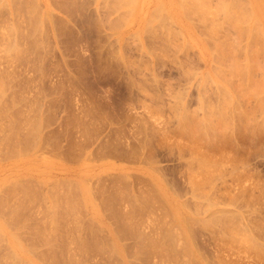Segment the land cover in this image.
I'll return each mask as SVG.
<instances>
[{
  "label": "rangeland",
  "instance_id": "1",
  "mask_svg": "<svg viewBox=\"0 0 264 264\" xmlns=\"http://www.w3.org/2000/svg\"><path fill=\"white\" fill-rule=\"evenodd\" d=\"M179 2L0 0V264H264V0Z\"/></svg>",
  "mask_w": 264,
  "mask_h": 264
},
{
  "label": "bare ground",
  "instance_id": "2",
  "mask_svg": "<svg viewBox=\"0 0 264 264\" xmlns=\"http://www.w3.org/2000/svg\"><path fill=\"white\" fill-rule=\"evenodd\" d=\"M180 1H181V3H180V2H179V3H180V5L182 6V2H185V1H188V0H180ZM124 5H125V4H124ZM180 5H179V7H180ZM186 5H187V4H186ZM126 6H127V5H126ZM188 6H189V5H188ZM219 6H220V5H219ZM224 6H225V5H224ZM229 6H230V5H229ZM119 7H120V6H119ZM121 7H122V6H121ZM203 7H204V6H203ZM221 7H222V6H221ZM186 8H187V6H186ZM160 9H161V8H160ZM200 9H201V7H200ZM200 9H199V10H200ZM202 9H203V8H202ZM202 9H201V10H202ZM222 9H223V8H222ZM225 9H226V8H224V10H225ZM231 9H232V8H231ZM220 10H221V9H220ZM225 11H226V10H225ZM225 11H224V12H225ZM235 11H236V10H235ZM201 12H203V10H202ZM229 12H230V11H229ZM237 12H238V11H237ZM226 13H228V10H227ZM231 13H232V12H231ZM33 14H34V13H33ZM225 15H226V14H225ZM227 15H228V14H227ZM231 15H232V14H231ZM252 15H253V14H252ZM228 17H229V16H228ZM232 18H233V17H232ZM235 18H236V17H235ZM235 18H234V19H235ZM237 18H238V14H237ZM225 19H226V18H225ZM242 19H243V18H242ZM242 19H241V21H242ZM35 21H36V20H35ZM35 21H34V22H35ZM226 21H227V20H226ZM229 21H231V20L229 19ZM229 21H228V22H229ZM236 21H237V20H236ZM241 21H240V22H241ZM30 22H31V21H30ZM240 22H239V23H240ZM253 22H254V21H253ZM253 22H252V23H253ZM41 23H42V22H41ZM255 23H256V22H255ZM235 24H236V23H235ZM237 24H238V23H237ZM237 24H236V25H237ZM240 24H241V23H240ZM257 25H258V24H257ZM257 25H256V26H257ZM215 29H217V28H215ZM234 29H235V28H234ZM254 30H255V29L253 28V31H254ZM238 32H239V31H238ZM245 32H246V31H245ZM241 34H242V33H241ZM246 34H247V33H246ZM255 40H256V39H255ZM216 44H217V43H216ZM215 49H216V48H215ZM220 51L222 52V50H220ZM214 52H215V50H214ZM252 54H253V53H252ZM223 55H224V54H223ZM213 56H214V55H213ZM226 56H227V55H226ZM217 59H218V58H217ZM230 60H231V59H230ZM221 61H223V60H221ZM221 61H220V63H221ZM225 62H226V61H225ZM234 63H235V62H234ZM222 64H223V63H222ZM225 64H226V63H224V65H225ZM237 65L239 66V64H237ZM234 67H235V66H234ZM229 69H231V68H229ZM231 71H233V70H231ZM226 73H230V72H226ZM231 73H232V72H231ZM235 74H236V73H235ZM230 75H231V74H230ZM244 76H245V74H244ZM258 85H259V84H258ZM260 89H261V87H260ZM221 90H222V89H221ZM238 90H239V89H238ZM236 92H237V91H236ZM177 102H178V101H177ZM184 114H186V113H184ZM178 116H179V115H178ZM182 116H183V115H182ZM188 116H189V114H188ZM185 117H186V116H184V118H185ZM191 117H192V119H193V116H191ZM189 118H190V117H189ZM178 119H179V117H178ZM182 119H183V118H182ZM187 119H188V118H187ZM183 120H184V119H183ZM189 120H190V119H189ZM180 121H181V120H180ZM188 122H191V121H188ZM209 122H210V121H209ZM179 123H180V122H179ZM184 123H185V122H184ZM192 123H194V122H192ZM200 123H201V122H200ZM205 123H206V122H205ZM213 123H214V122H213ZM182 124H183V122H182ZM187 124H188V123H187ZM194 124H195V123H194ZM209 124H210V123H209ZM178 125H179V124H178ZM195 125H196V124H195ZM198 125H199V124H198ZM198 125H197V126H198ZM200 125H201V124H200ZM205 125H207V123H206ZM214 125H215V124H214ZM197 126H196V127H197ZM207 126H208V125H207ZM182 127H184V126L182 125ZM200 127H201V126H200ZM216 127H217V126H216ZM216 127H215V128H216ZM180 128H181V127H180ZM201 128L204 129V128H206V127H201ZM188 129H189V128H188ZM193 129H195V128H193ZM208 129H209V128H208ZM212 129H213V127H212ZM221 129H222V128H221ZM195 130H197V129H195ZM198 130H200V129H198ZM205 130H206V129H204V131H205ZM215 130H216V129H215ZM217 130H218V129H217ZM224 130H225V129H224ZM224 130H222V131H223L222 134L224 133ZM186 131H187V130H186ZM204 131H203V132H204ZM207 131H209V130H207ZM180 132H181V131H180ZM182 132H183V131H182ZM188 132H189V131H188ZM191 132H192V131H191ZM191 132H190V133H191ZM193 132H194V131H193ZM195 132H196V131H195ZM195 132H194V133H195ZM199 132H201V131H199ZM211 132H213V130H212ZM220 132H221V131H220ZM225 132H226V131H225ZM162 133H165V132H162ZM205 133H207V132H205ZM182 134H183V133H182ZM195 134H196V133H195ZM216 134H217V133H216ZM163 135H164V134H163ZM183 135H185V134H183ZM187 135H188V134H187ZM193 135H194V134H193ZM210 135H211V134H210ZM212 135H213V134H212ZM217 135L219 136V134H217ZM220 135H221V134H220ZM223 135H224V134H223ZM223 135H222V136H223ZM165 136H166V135H165ZM165 136H164V137H165ZM190 136H191V135H190ZM202 136H203V135H202ZM204 136H205V135H204ZM218 136H216V137H218ZM195 137H198V136H195ZM206 137H207V136H206ZM226 137H227V136H226ZM226 137H225V138H226ZM189 138H190V137H188V139H189ZM207 138H208V137H207ZM227 139H228V138H227ZM197 140L199 141L200 139H197ZM202 140H203V138H202ZM211 140H212V139H211ZM196 142H197V141H196ZM213 142L215 143L216 141H213ZM208 143H209V142H208ZM210 143H211V142H210ZM191 144H192V143H191ZM188 145H189V144H188ZM193 145H194V144H193ZM213 146H214V145H213ZM212 148H213V147H212ZM194 149L196 150L195 147H194ZM197 150H198V149H197ZM193 152H194V151H193ZM196 153H197V152H196ZM196 156H197V155H196ZM200 157H201V156H200ZM202 159H203V157H202ZM202 159L200 158L199 160H202ZM199 162H200V163H199V165H200V164H201V161H199ZM204 162H205V161H204ZM202 164H204V163H202ZM206 164H209V161H208V163L205 162L204 165H206ZM217 165H218V164H217ZM200 166H201V165H200ZM198 168H199V167H198ZM199 169H200V168H199ZM203 176H204V175H203ZM206 177H207V176H206ZM205 180H206V179H205ZM200 183H201V182H200ZM200 183H199V184H200ZM194 185H195V184H194ZM150 198H151V197H150ZM141 199H142V198H141ZM147 199H148V198H147ZM228 199H229V198H228ZM144 200H145V199H144ZM148 200H149V199H148ZM232 200H233V199H232ZM234 200H235V199H234ZM240 200H241V199H240ZM139 201H140V200H139ZM142 202H143V201H142ZM240 204H241V203H240ZM138 205H139V204H138ZM146 205H147V204H146ZM243 206H244V205H243ZM244 212H245V211H244ZM250 212H251V211H250ZM254 213H255V212H254ZM232 214L235 215L233 220H234V221H235V220L237 221V225H236V226H237L241 231H243L244 233H245V232L248 233V231L250 230V228L252 229V225L250 224V221H249L247 218L245 219V217H243L241 214H236V213H232ZM121 217H122V216H121ZM126 217L128 218L129 215H128V216L126 215L125 218L122 217L123 220L126 219ZM131 217H132V216H131ZM224 217H225V216H224ZM231 217H232V215L230 216V219H231ZM122 218H120V221H121ZM129 219H130V218H129ZM226 219H228V218H226ZM249 219H250V218H249ZM46 220H47V219H46ZM55 220H56V219H55ZM55 220H54V221H55ZM219 220H220V219H219ZM231 220H232V219H231ZM233 220H232V221H233ZM124 221H125V220H124ZM126 221H128V223H130V222H129L130 220H127V219H126ZM131 221H132V222H135V221H133V219H132ZM223 222H224V221H223ZM253 222H254V221H253ZM50 223H52V222H50ZM50 223H49V224H50ZM120 223H121V222H120ZM122 223L124 224V222H122ZM128 223H127V222L125 223L126 226L129 225ZM52 224H55V223H52ZM231 224H232V223H231ZM235 224H236V223H235ZM131 225H132V223H131ZM131 225H129V227L127 226L128 229L132 227ZM133 225H134V224H133ZM135 225H136V224H135ZM135 225H134V226H135ZM50 226H51V225H50ZM54 226H55V225H54ZM119 226L121 227V224H120ZM130 226H131V227H130ZM236 226H235V227H236ZM253 226H254V225H253ZM64 227H65V226H64ZM122 227H123V226H122ZM122 227H121V229H122ZM232 227H233V226H232ZM256 227H257V225H256ZM46 228H47V227H46ZM51 228H52V227H51ZM51 228H50V229H51ZM132 228H133V227H132ZM134 228H135V227H134ZM33 229H34V228H33ZM38 229H40V228H37V230H38ZM47 229H48V228H47ZM65 229H66V228H65ZM125 229H126V228H125ZM233 229H234V228H233ZM254 229H255V227H254L252 230H254ZM40 230H41V229H40ZM43 230H44V229H43ZM52 230H53V229H52ZM78 230H79V229H78ZM122 230H124V228H123ZM131 230H132V229H131ZM252 230H250V232H251ZM35 231H36V229H35ZM46 231H47V230H46ZM71 231H72V230H71ZM79 231H80V230H79ZM133 231H134V229H133ZM238 231H239V230H238ZM261 231H262V230H261ZM33 232H34V231H33ZM36 232H37V231H36ZM39 232H40V231H39ZM49 232L52 233L51 230H50ZM57 232H58V231H57ZM72 232H73V231H72ZM76 232H78V231H76ZM50 233H48L47 237L50 236ZM53 233H55V234L59 237V235L55 232V228H54ZM53 233H52V234H53ZM74 233H75V231H74ZM74 233H73V235H76V234H74ZM232 233H233V232H232ZM14 234H15V233H14ZM16 234H17V232H16ZM38 234H39V233H38ZM44 234H45V233H44ZM44 234H43V236H44ZM80 234H81V233H80ZM121 234H122V231H121L120 229L111 232V233H110L111 241L114 242V243L117 242V241L121 238ZM0 235H1V234H0ZM45 235H46V234H45ZM53 235H54V234H53ZM53 235H52V236H53ZM78 235H79V234H78ZM157 235H158V234H157ZM164 235H166V234H164ZM170 235H171V234H170ZM170 235H169V236H170ZM1 236H3V235H1ZM32 236H33V234H32ZM37 236H38V235H36L35 238H36ZM40 236H42L41 233H40ZM57 236H56V237H57ZM12 237H13V236H11V239H12ZM33 237H34V236H33ZM53 237H55V236H53ZM56 237H55V238H56ZM35 238H34V239H35ZM41 238H42V237H41ZM50 238H51V237H50ZM50 238H49V239H50ZM59 238H60V237H59ZM162 238H164V237H162ZM169 238H170V237H168V238H164V239L166 240V239H169ZM261 238H262V237H261ZM14 239H15V237H13V241H14ZM32 239H33V238H32ZM34 239H33V240H34ZM43 239H45V238H43ZM47 239H48V238H47ZM52 239H53V238H52ZM52 239H51L50 241H52ZM74 239L77 240V239H78L77 236H76V238H74ZM74 239H73V240H74ZM81 239H82V238H81ZM81 239H78V240H81ZM142 239H143V238H142ZM159 239L161 240V237H159ZM171 239H172V238H171ZM33 240H32V241H33ZM38 240H39V239H38ZM45 240H46V239H45ZM71 240H72V238H71ZM73 240H72V241H73ZM116 240H117V241H116ZM144 240H147V241H148V243H147V242H145V243H146L147 245L150 246V249H151V250H152L153 247H155V249L157 250L158 248H156V247H158V246L160 247V245L163 244L162 242L159 243V240H158L157 238H155L154 235H153L151 238H144ZM144 240H143V242H144ZM16 241L18 242V239H16ZM34 241H36V239H35ZM41 241H42V240H41ZM43 241H44V240H43ZM53 241H54V243H55L56 240L54 239ZM163 241H164V240H163ZM8 242H9V241H8ZM38 242H39V241H38ZM45 242L47 243V240H46ZM59 242H60V241H59ZM77 242H78V241H77ZM80 242H81V241H80ZM80 242H78V244H80ZM143 242H142V243H143ZM165 242H166V241H165ZM35 243H37V242H35ZM35 243H34V244H35ZM46 243H45V244H46ZM74 243H76V241H74ZM74 243H73V244H74ZM138 243H139V242H138ZM171 243H172V241H171ZM16 244H20V243L18 242V243H16ZM16 244H15L14 242L12 243V247H13V249H12L10 243H8L7 246H9V247L12 249V251L14 252V255H16V257L13 255V252H12V256L15 257L16 260H17V256H18V252H19V250H18V251H16V250L19 249V248H21V250H22V247H20L19 245L17 246ZM32 244H33V243H32ZM40 244H41V243H40ZM52 244H53V242H52ZM52 244H51V247H52ZM57 244H58V243H57ZM76 244H77V243H76ZM83 244H84V241H83ZM85 244H87V243L85 242ZM139 244H141V241H140ZM143 244H144V243H143ZM165 244H166V243H165ZM173 244H174V242H173ZM41 245L44 246V244H41ZM47 245H48V244H47ZM58 245H59V244H58ZM166 245H168V244H166ZM171 245H172V244H170V246H171ZM27 246H28V245H27ZM33 246H34V245H33ZM33 246L31 247V250L33 249ZM39 246H40V245H39ZM48 246H49V248H50V243H49ZM53 246H54V244H53ZM76 246H78V245H76ZM83 246H84V245H83ZM111 246H112V245H110V248H112V251H113L114 255H116V254L119 255V253H118V251H117V248H116V250L114 251L113 249H114L115 247H114V246L111 247ZM136 246H138V245H136ZM142 246H143V250H145V247L148 248V250H149V247H148V246H144V245H142ZM161 246H162V245H161ZM217 246H218V245H217ZM261 246H262V245H261ZM261 246L259 245L258 248L261 247ZM9 247H8V248H9ZM14 247H15V249H14ZM46 247H47V246H46ZM62 247H63V245H62ZM78 247H79V246H78ZM85 247H87V246L85 245ZM91 247H92V246H91ZM138 247H141V246H138ZM166 247H167V246H166ZM166 247L164 246V248H166ZM168 247H169V245H168ZM172 247H173V246H171L170 248H172ZM223 247H225V246L222 245L221 248H220V246H219V249H220V250H219V251L216 250L215 259H217V260H243V258L239 255L238 252H237L238 254H236V253H234L233 249L231 250V248L228 249L227 247H225V248H226V250H225V249H223ZM254 247H255V246H254ZM10 248H9L8 252H11ZM23 248H25V247H23ZM44 248H45V247H44ZM47 248H48V247H47ZM47 248H46V249H47ZM49 248H48V249H49ZM54 248H55V247H54ZM54 248H53V249H54ZM79 248H80V247H79ZM81 248H82V247H81ZM87 248H90V247H87ZM87 248L84 250V247H83V250H81V251H85V252H87V250H88ZM107 248H108V247H107ZM141 248H142V247H141ZM160 248H163V247H160ZM160 248L158 249V251L162 252L163 249L160 250ZM29 249H30V248H29ZM34 249H35V247H34ZM94 249H95V248H94ZM168 249H169V248H168ZM261 249H263V248H261ZM261 249H258V251H260ZM23 250H24V249H23ZM25 250H26V248H25ZM42 250H43V249H42ZM42 250H41V251H42ZM61 250H62V249H61ZM69 250H70V249H69ZM108 250H109V249H108ZM110 250H111V249H110ZM148 250H147V251H148ZM171 250H172V249H171ZM28 251H29V250H27V252H28ZM50 251H51V250H50ZM52 251H53V250H52ZM77 251H78V250H77ZM81 251H80V249H79V252H81ZM112 251H111V253H112ZM137 251H138V250H137ZM137 251H134V252L136 253ZM140 251H141V250H140ZM140 251H139V252H140ZM147 251H144V252L147 253ZM153 251H154V249H153ZM158 251H156V252H158ZM173 251H174V250H173ZM187 251H189V250H187ZM187 251H186V252H187ZM25 252H26V251H25ZM27 252H26V254H27ZM29 252H31V251H29ZM44 252H45V251H44ZM47 252H48V251H47ZM139 252H138V253H139ZM142 252H143V251H142ZM156 252H155V253H156ZM163 252H166V253H167V250H165V251H163ZM42 253H43V251H42ZM55 253H56V252H54L52 255H55ZM81 253H82V252H81ZM109 253H110V252H109ZM135 253H133V254L135 255ZM169 253H170V252H169ZM224 253H227V255H226V256H223ZM22 254H25V253L22 251ZM32 254H33V252H31V255H32ZM43 254H44V253H43ZM82 254H84V253H82ZM136 254H137V253H136ZM139 254H141V252H140ZM142 254H144V253H142ZM150 254H151V253H150ZM152 254H153V253H152ZM152 254H151V255H152ZM161 254H162V253H161ZM161 254L159 253V254H157V255H161ZM163 254H165V253H163ZM49 255H50V252H49ZM134 255H133V258H134ZM147 255H148V254H147ZM153 255H154V254H153ZM228 255H229V256H228ZM230 255H231V256H230ZM19 256H20V258H21V255H20V254H19ZM19 256H18V258H19ZM32 256H33V255H32ZM50 256H51V255H50ZM116 256H117V255H116ZM140 256H141V255H140ZM145 256H146V255H145ZM154 256H156V255H154ZM161 256H162V255H161ZM232 256H234L233 259H231ZM239 256H240L242 259H240ZM165 257H166V256H165ZM168 257H170V256H168ZM227 257H230V258L228 259ZM9 258H10V257H9ZM15 258H14V261H15ZM26 258H27V256H26ZM45 258H47V257L45 256ZM45 258H44V259H45ZM48 258H49V257H48ZM52 258H53V256H52L50 259H52ZM118 258H119V257H118ZM136 258H138V256L136 257V255H135V259H136ZM141 258H142V257H141ZM162 258L164 259V257H162ZM162 258H161V260H162ZM234 258H235V259H234ZM7 259H8V258H7ZM27 259H28V258H27ZM44 259H43V260H44ZM166 259H167V258H166ZM21 260H24V261H25L24 258L21 259ZM28 260H29V259H28ZM48 260H49V259H48ZM48 260H47V261H48ZM67 260H68V259H67ZM69 260H70V259H69ZM72 260H74V259H72ZM136 260H138V259H136ZM158 260H159V258H158ZM158 260H157V261H158ZM167 260H168V259H167ZM5 261H7V260H5ZM9 261H10V260H9ZM19 261H20V260H19ZM37 261H39V260H37ZM40 261H41V260H40ZM74 261H75V260H74ZM76 261H77V260H76ZM2 262H3V261H1V264H2ZM15 262H16V261H15ZM21 262H22V261H21ZM21 262H20V263H21ZM31 262H33V260H32ZM31 262H29V264H31ZM68 262H69V261H68ZM68 262H67V263H68ZM70 262H71V260H70ZM70 262H69V264H71ZM77 262H78V261H77ZM3 263H4V262H3ZM5 263H6V262H5ZM5 263H4V264H5ZM20 263H19V264H20ZM26 263H27V262H26ZM26 263H22V264H26ZM45 263H46V262H45ZM74 263H75V262H74ZM218 263L221 264L220 262H218ZM225 263H226V262H225ZM234 263H235V262H234ZM17 264H18V263H17ZM27 264H28V263H27ZM33 264H34V263H33ZM77 264H78V263H77ZM196 264H198V263H196ZM222 264H224V263H222Z\"/></svg>",
  "mask_w": 264,
  "mask_h": 264
}]
</instances>
